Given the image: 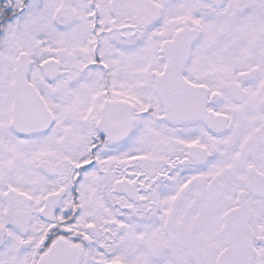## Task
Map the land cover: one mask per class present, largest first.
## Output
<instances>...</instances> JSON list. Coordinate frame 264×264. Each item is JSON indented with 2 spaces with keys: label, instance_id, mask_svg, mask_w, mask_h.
I'll use <instances>...</instances> for the list:
<instances>
[{
  "label": "snow or ice",
  "instance_id": "snow-or-ice-1",
  "mask_svg": "<svg viewBox=\"0 0 264 264\" xmlns=\"http://www.w3.org/2000/svg\"><path fill=\"white\" fill-rule=\"evenodd\" d=\"M0 264H264V0H0Z\"/></svg>",
  "mask_w": 264,
  "mask_h": 264
}]
</instances>
